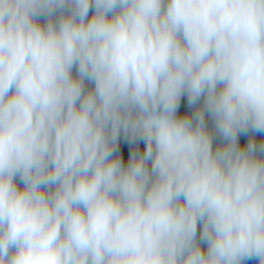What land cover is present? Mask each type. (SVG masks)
Returning a JSON list of instances; mask_svg holds the SVG:
<instances>
[{
  "label": "clouds",
  "instance_id": "obj_1",
  "mask_svg": "<svg viewBox=\"0 0 264 264\" xmlns=\"http://www.w3.org/2000/svg\"><path fill=\"white\" fill-rule=\"evenodd\" d=\"M257 133L264 0H0V264H264Z\"/></svg>",
  "mask_w": 264,
  "mask_h": 264
},
{
  "label": "trees",
  "instance_id": "obj_2",
  "mask_svg": "<svg viewBox=\"0 0 264 264\" xmlns=\"http://www.w3.org/2000/svg\"><path fill=\"white\" fill-rule=\"evenodd\" d=\"M191 111H192V109H190L187 106L186 97H183L182 100H181V105H180V108H179V112L181 114H183V113H188V112H191ZM206 119H208V118L206 117ZM209 124H210V120H209ZM255 135H256L257 141H260L261 139H264V134L257 133ZM247 139H248L247 136L241 135L240 136V142H241V144L242 145L246 144L247 143ZM120 144H121V150H122L123 156H124V158L126 160L127 159V156H128V152L131 150V147L132 146L131 145H126L124 143L123 139H121ZM138 146H139V148L141 150H143V147H144L143 142H140V144ZM247 264H256V261H249V262H247Z\"/></svg>",
  "mask_w": 264,
  "mask_h": 264
}]
</instances>
